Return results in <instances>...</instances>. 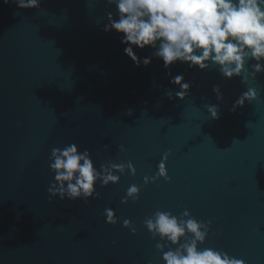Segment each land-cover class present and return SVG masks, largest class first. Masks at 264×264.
I'll use <instances>...</instances> for the list:
<instances>
[{"label":"water","instance_id":"water-1","mask_svg":"<svg viewBox=\"0 0 264 264\" xmlns=\"http://www.w3.org/2000/svg\"><path fill=\"white\" fill-rule=\"evenodd\" d=\"M109 11L104 0H41L39 9L0 0V264H163L161 241L143 225L156 210L210 222L200 248L264 264V73L241 83L212 65L165 70L153 58L137 68L120 37L101 31ZM168 71L191 83L184 100ZM247 88L256 99L230 111ZM210 104L219 105L218 119ZM71 143L97 169L130 161L136 174L114 173L119 181L97 183L87 202H49L50 151ZM165 153L169 180L144 185ZM131 184L138 199L121 203ZM106 208L115 225L105 222Z\"/></svg>","mask_w":264,"mask_h":264},{"label":"clouds","instance_id":"clouds-1","mask_svg":"<svg viewBox=\"0 0 264 264\" xmlns=\"http://www.w3.org/2000/svg\"><path fill=\"white\" fill-rule=\"evenodd\" d=\"M113 11L106 13V23L101 31L115 32L124 45L123 54L137 68L148 67L153 58L162 61L165 70L175 63L186 64L199 71L218 69L224 80L233 77L247 83L264 73V0H104ZM19 9H39L41 0H3ZM151 49L146 57H139L136 50ZM252 61V63H249ZM247 65V67H246ZM167 75L171 76L168 71ZM170 84L178 90L175 97L184 100L191 88L183 74L171 76ZM217 101L223 100L219 85L212 88ZM165 94L172 99L170 89ZM257 97L254 88H247L233 103L230 111L243 107ZM212 119H218V104L207 105ZM131 114V110H128ZM107 147V146H106ZM120 151H124L121 146ZM168 153L157 165L154 176H144L143 184L157 179L169 180L166 170ZM49 170L53 180L47 188L49 202L60 200H83L97 198L95 185L101 187L116 184L120 177L114 173L134 176L136 169L127 163L94 165L88 150L79 151L75 143L62 148L54 147L49 155ZM140 186L131 184L121 203L136 201ZM105 222L115 225L117 217L111 208L103 213ZM210 222L197 221L185 210L179 216L170 211L156 210L147 216L143 225L155 240L161 252L163 264H246L227 252L212 247L200 248L209 233ZM123 227L135 234V228L127 219ZM167 249V251H165Z\"/></svg>","mask_w":264,"mask_h":264}]
</instances>
